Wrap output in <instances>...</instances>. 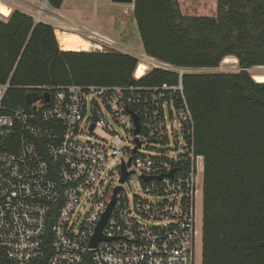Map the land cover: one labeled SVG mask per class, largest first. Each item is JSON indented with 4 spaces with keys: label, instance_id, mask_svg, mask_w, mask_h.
Listing matches in <instances>:
<instances>
[{
    "label": "built area",
    "instance_id": "obj_1",
    "mask_svg": "<svg viewBox=\"0 0 264 264\" xmlns=\"http://www.w3.org/2000/svg\"><path fill=\"white\" fill-rule=\"evenodd\" d=\"M46 9L44 0L37 15L31 16L36 23L42 22ZM80 30L89 33L87 40L105 45H96L99 52L126 49ZM154 68L176 72L178 83L30 87L28 93L39 96L33 115L25 106H6L11 80L0 84V246L8 259L27 264L44 257L50 235L45 264H195V244L201 235L196 201L202 195L204 163L195 150L194 120L181 76L199 70L158 61ZM148 70L147 66L144 74ZM103 109L125 138L115 134ZM97 129L114 140L95 144L79 140L80 133ZM159 144L170 147L156 156L138 154L145 145ZM115 158L120 160L119 180L121 165L128 161L129 175L124 183L118 180L98 195L96 188L105 184L104 168ZM132 174L139 176V185L138 193L129 198L122 186ZM113 197L101 229L104 239L91 246ZM81 203L85 214L78 220L73 216Z\"/></svg>",
    "mask_w": 264,
    "mask_h": 264
},
{
    "label": "trees",
    "instance_id": "obj_2",
    "mask_svg": "<svg viewBox=\"0 0 264 264\" xmlns=\"http://www.w3.org/2000/svg\"><path fill=\"white\" fill-rule=\"evenodd\" d=\"M42 2L44 0H36ZM64 0H47L59 9ZM143 53L185 69H216L227 57L233 73H186L184 95L203 158L201 264H264V0H217L216 16H184L178 0H133ZM128 54L59 49L54 28L19 10L0 19V84L11 80L9 107H24L30 87L176 85L174 71L152 68L136 79ZM45 255L27 264H45ZM0 264H17L0 246Z\"/></svg>",
    "mask_w": 264,
    "mask_h": 264
},
{
    "label": "rangeland",
    "instance_id": "obj_3",
    "mask_svg": "<svg viewBox=\"0 0 264 264\" xmlns=\"http://www.w3.org/2000/svg\"><path fill=\"white\" fill-rule=\"evenodd\" d=\"M96 7L97 16L109 17L110 21L105 24L103 30H99L98 35L105 36L106 38L112 40L118 46L126 48L125 50L119 49L113 50L120 53L128 54L142 62L145 66L149 67V70L154 68V63L156 60L152 58H147L143 54L142 44L139 38L136 25L133 18V9L130 4H115L107 0L103 4L104 0H92ZM0 3L5 4L7 8L10 9V13L13 10H23L26 13L32 14V16L37 15V9L39 10L42 7V2L37 6L36 9L31 8L32 3L28 0H0ZM180 11L184 16H216V6L217 0H178ZM91 4V1H90ZM93 7V6H92ZM48 9H46V12ZM0 19L6 20L7 18L0 16ZM115 19V22L113 21ZM87 27L89 31L93 30V24L84 23L82 24ZM94 33V32H91ZM87 40V39H86ZM92 45L105 46L98 40H87ZM97 51V50H96ZM95 51V52H96ZM112 51V50H110ZM99 52V51H98ZM143 56L144 58H142ZM238 71L237 60L231 57V60L227 63H222L216 69H203L199 70L198 73H233ZM252 76H264V67L254 68L249 71ZM103 113L108 119L109 124L115 131L116 135L125 138V133L123 130L117 126L107 115V111L103 109ZM84 130V129H83ZM78 138L82 142H89L92 144L98 143L102 139H107L113 141V135L106 134V131L97 129L93 134L80 133ZM170 145L173 143L170 141ZM170 145L159 144L154 146H143L138 154L146 156H156L161 152L163 148L168 149ZM119 171H120V160L118 158L112 159L109 161L104 168L103 175L101 180L105 184L100 185L96 188L95 193L101 195L107 188L111 185H117L119 180ZM139 185V176L137 174H132L127 182L123 184L122 188L127 193L129 198H132L135 194L138 193ZM197 208V225L201 231L202 226V195L198 196L196 201ZM85 214L83 209V203L79 204L75 210L73 217H77L78 220ZM201 235L196 241L195 244V264H201Z\"/></svg>",
    "mask_w": 264,
    "mask_h": 264
},
{
    "label": "crops",
    "instance_id": "obj_4",
    "mask_svg": "<svg viewBox=\"0 0 264 264\" xmlns=\"http://www.w3.org/2000/svg\"><path fill=\"white\" fill-rule=\"evenodd\" d=\"M28 1L32 3L31 8L33 9H36L37 6L40 5L39 1L36 0H28ZM106 1L107 0H104L103 4H105ZM130 5L133 9V3ZM19 11L32 16V14L26 13L23 10H19ZM96 11L97 10L95 4L92 0H64L59 9H52L49 7L48 11L46 12L47 15L43 17L42 22L51 25L54 28L55 33L59 31L61 33L64 32L83 39H87L89 33L81 32L80 28H84L88 32H94L98 34L99 30H103L105 28V24H107L111 19L107 16L105 17L99 15L97 16ZM113 21L115 22V19ZM85 22L93 24V30L89 31L86 26L82 25ZM95 51L98 52V49L91 48L89 50V52H95ZM143 55L147 57L145 54Z\"/></svg>",
    "mask_w": 264,
    "mask_h": 264
},
{
    "label": "bare ground",
    "instance_id": "obj_5",
    "mask_svg": "<svg viewBox=\"0 0 264 264\" xmlns=\"http://www.w3.org/2000/svg\"><path fill=\"white\" fill-rule=\"evenodd\" d=\"M0 16L7 18L10 16V9L7 8L4 4L0 3ZM55 37L58 41V45L62 51L69 52H89L91 48H97L98 46L90 44L86 39L74 36L72 34L61 33L57 31ZM59 48V49H60ZM231 60V57H227L223 60L224 63H227ZM147 69V66L142 62H139L136 70L135 77L137 79L141 78L144 75V71ZM254 80L259 83H264V76H253Z\"/></svg>",
    "mask_w": 264,
    "mask_h": 264
},
{
    "label": "water",
    "instance_id": "obj_6",
    "mask_svg": "<svg viewBox=\"0 0 264 264\" xmlns=\"http://www.w3.org/2000/svg\"><path fill=\"white\" fill-rule=\"evenodd\" d=\"M111 2L115 3V4H132L133 0H111ZM38 100H39V96L36 93H28L26 95V97H25V108L30 115H33L35 113V107L33 106V103L38 101ZM48 101H49V94L45 93L44 94V102L47 103ZM135 123H136L135 133H138L139 125L137 123V118H135ZM134 151H135V149H134ZM129 165H130V161H128L127 164L121 165V178L119 180V183H121V184L125 182L127 176L129 175V173L126 171V167H128ZM145 180H147V179H145ZM118 190H119V186L115 188L114 194H116ZM114 202H115V197L112 198V201L109 204L106 213L104 214V216L102 217V219L98 225L96 233H95V235L91 241V246H94L97 241L104 239L102 236V233H101V229H102V227L106 221V218L108 217V215L111 211V208H112Z\"/></svg>",
    "mask_w": 264,
    "mask_h": 264
}]
</instances>
